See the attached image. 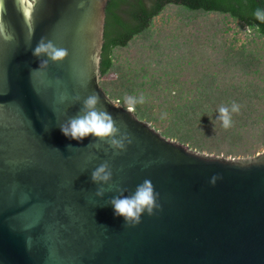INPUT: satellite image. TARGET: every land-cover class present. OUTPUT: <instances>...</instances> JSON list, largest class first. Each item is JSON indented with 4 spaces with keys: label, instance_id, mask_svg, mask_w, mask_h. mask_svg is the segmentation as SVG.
Masks as SVG:
<instances>
[{
    "label": "water",
    "instance_id": "95a60500",
    "mask_svg": "<svg viewBox=\"0 0 264 264\" xmlns=\"http://www.w3.org/2000/svg\"><path fill=\"white\" fill-rule=\"evenodd\" d=\"M34 3L22 5L34 21L29 42L24 18L5 0L15 38L0 41V264H264V151L225 158L191 150L100 85L110 48L124 46L165 4L229 12L264 35L253 17L264 0H40L32 14ZM42 36L69 55L30 74L47 59L33 55ZM93 91L133 136L118 154L60 130ZM104 161L113 180L100 198L91 172ZM213 176L222 178L212 184ZM145 179L159 207L125 225L108 201Z\"/></svg>",
    "mask_w": 264,
    "mask_h": 264
},
{
    "label": "trees",
    "instance_id": "16d2710c",
    "mask_svg": "<svg viewBox=\"0 0 264 264\" xmlns=\"http://www.w3.org/2000/svg\"><path fill=\"white\" fill-rule=\"evenodd\" d=\"M100 85L124 108L125 96L143 94L134 114L191 150L225 158L264 151V35L251 20L167 3L110 48ZM232 102L240 111L224 129L218 108Z\"/></svg>",
    "mask_w": 264,
    "mask_h": 264
},
{
    "label": "clouds",
    "instance_id": "9594fccd",
    "mask_svg": "<svg viewBox=\"0 0 264 264\" xmlns=\"http://www.w3.org/2000/svg\"><path fill=\"white\" fill-rule=\"evenodd\" d=\"M39 2L40 0H35L30 10L32 14ZM13 3L28 27V40L30 42L35 31L32 16L26 14V9L22 6L23 0H13ZM6 12L5 0H0V41L7 43L11 42L15 36L14 29L4 20ZM253 17L264 23V9L257 8L253 12ZM251 28L252 26H247L246 31H251ZM33 55L37 58L47 57V59H40L39 68L31 70L30 74L39 72L41 68H46L49 61L53 63L63 62L68 57L69 52L65 48L57 47L51 40L42 36L33 50ZM93 60L96 61L97 58L93 57ZM72 99L73 103H79L82 98L80 95H76ZM123 102L126 105V111L131 113L135 111L138 104L142 105L146 102V97L143 94L139 96L127 95L124 97ZM240 107L238 103L232 102L230 107L221 105L218 108V120L222 123L224 129L233 126V114H238ZM59 127L65 137L80 141L92 136L97 142H106L117 154L126 150L127 146L133 143V136L127 130L126 125H123L121 121L118 122L113 114L103 106L100 95L95 91L83 98L82 107L78 114L70 117ZM95 146L100 148L101 144L96 143ZM69 147L71 146L69 145ZM221 178L213 176L210 183L215 184ZM91 180L99 186L96 189V196L103 198L106 191L112 189L113 170L110 163L104 161L99 164L91 172ZM104 185H108V188L103 187ZM116 190L121 194L113 196L108 204L114 208L117 216L124 218L125 225L139 224L143 214L152 215L154 209L159 207L157 203L159 194L156 193L150 179H145L137 185L131 195H124L123 193L126 190L123 188H117Z\"/></svg>",
    "mask_w": 264,
    "mask_h": 264
},
{
    "label": "rangeland",
    "instance_id": "374dc122",
    "mask_svg": "<svg viewBox=\"0 0 264 264\" xmlns=\"http://www.w3.org/2000/svg\"><path fill=\"white\" fill-rule=\"evenodd\" d=\"M171 12V11H170ZM169 12V13H170ZM172 21H174L175 19H174V17H172V19H171ZM211 62L213 63V59H211ZM148 123V122H147ZM150 125H151V123H149ZM154 129H155V127H153ZM159 132V131H158ZM160 133V132H159Z\"/></svg>",
    "mask_w": 264,
    "mask_h": 264
}]
</instances>
